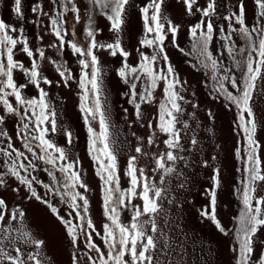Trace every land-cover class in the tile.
<instances>
[{
    "label": "snow or ice",
    "instance_id": "obj_1",
    "mask_svg": "<svg viewBox=\"0 0 264 264\" xmlns=\"http://www.w3.org/2000/svg\"><path fill=\"white\" fill-rule=\"evenodd\" d=\"M176 3L172 15V0H144L139 7L137 0H88L82 20L78 0H34L29 9L35 17L31 23L42 31L30 38L23 0H9L15 21L0 17V264H52L45 252L49 241L29 226L25 201L43 206L59 223L71 248L70 264H184L183 244L173 246L171 235L160 228L156 217L166 201L175 209V217L166 214L165 226L171 225L169 232L175 228L187 236L183 196L189 183L186 169L194 163L212 169L211 187L205 193L208 203L199 210L201 220L212 223L225 237L233 234L217 213L222 168L210 160L216 162L219 154L210 160L199 158L201 141L189 121L195 119L200 102L194 100L197 93L173 63L172 50L193 57L190 67L210 81L203 87L208 88L212 103L219 101L225 108L236 109L243 143L234 150L241 166L236 169L240 173L235 188L239 212L233 217L235 242L230 251L235 264H264V143L257 136L258 123L264 128V121H257L250 103L255 92L264 93V0H252L251 23L246 0ZM97 15L108 21L104 38L105 29L94 21ZM132 16L141 20L142 38L129 51L122 33ZM186 17H192V22L186 24ZM77 24L82 28L83 43L77 42ZM45 34L53 36L48 47L56 49L57 58L35 44L37 39L43 42ZM182 34L191 38L187 51L180 43ZM235 36L244 41L242 46ZM65 49L75 56L78 73L59 60ZM105 52L120 59L114 73L126 88L133 124L146 120L142 105L156 100L158 88L163 96L158 122L154 125L147 119L140 126L152 129L146 139L149 146L156 144L158 133L166 134L164 151H146L144 141L133 131L135 154L127 155L123 169L117 155L123 147L117 148L111 131L110 105L106 98L101 100V54ZM45 62L54 67L59 79L44 73ZM73 82L80 90L79 111L87 130L88 155L100 181L103 219L99 227L90 214V189L81 160L71 151L75 137L60 121L48 90L52 86L70 88ZM123 114L127 119V108ZM205 119H216L211 106L206 108ZM53 134L63 136L65 144L50 138ZM142 157L150 165L141 167ZM41 173H46L45 179L40 178ZM174 175L183 180L166 187V178ZM124 211L131 212L128 223L121 219Z\"/></svg>",
    "mask_w": 264,
    "mask_h": 264
},
{
    "label": "rangeland",
    "instance_id": "obj_2",
    "mask_svg": "<svg viewBox=\"0 0 264 264\" xmlns=\"http://www.w3.org/2000/svg\"><path fill=\"white\" fill-rule=\"evenodd\" d=\"M34 0H23L24 10L27 16L25 22L26 32L30 38L33 34H40L42 29H37L33 26L31 21L35 18L30 12V6ZM144 0H137L138 7ZM81 6L82 20L84 19V6L87 5L88 0H78ZM247 3V18L249 23L253 20V5L252 0H246ZM178 4L176 0H172V8L170 13L176 14ZM47 10V6H46ZM0 17H6L11 21H15V17L10 12L9 0H0ZM192 17H186L185 23H191ZM95 24L105 29L101 38H104L107 34L108 21L105 17L97 15L94 17ZM69 25L72 24L71 15L68 16ZM42 24H46V20L41 21ZM77 33V42L83 43L82 28L80 24L75 25ZM123 42L128 46V50L131 51L137 42L142 38L141 32V20L136 16H132L130 22L126 25L125 31L122 33ZM71 39V34H69ZM181 46L187 50L190 49V37L182 34L180 36ZM234 39L238 46H242V41L239 36H235ZM53 40L52 35L45 34L43 42L35 40L37 46L45 48L47 54L53 58H57L55 48L48 47V44ZM150 51V50H149ZM17 58L27 60L24 56L17 53ZM59 60L66 61L71 66L74 73H78V64L75 56H73L69 49H65L58 56ZM173 63L178 67L181 76L188 80L191 84L192 91L197 93L194 98L195 101L200 102L199 111L196 113L195 119L190 120V127L196 130V133L201 141L202 151L199 152V158H208L218 155L216 162L210 163L218 164L222 168V183L220 189L217 190V213L218 218L227 227L230 233L228 237L219 233L215 226L206 221L201 220L199 216V210L208 203L209 197L205 194L206 190L211 187L210 175L211 168H203L199 163H194L186 169L189 183L186 185V195L183 196L185 200V206L183 211L184 217V232L185 236L175 228H171L169 232V226H165V216L174 219L175 209H170L166 201L163 202V207L160 212L157 213V223L160 228H163L165 232L171 235L173 239V246L183 244L185 249L184 264H235V260L232 252L230 251L234 240V228L235 221L233 217L238 215L239 201L237 199L235 188L239 184L240 173L236 171L241 166L239 160L234 157V150L237 146L243 143L242 130L237 128V112L235 108H225L219 101L212 103L210 97H208V88L203 87L204 84L210 83L206 80L203 73L196 72L190 67V61L193 60L192 56L185 58L183 55L172 50ZM226 64L230 61H225ZM120 64L119 57H111L106 52L101 54V66L103 68V80L101 100L102 102L107 99L108 105L112 112V133L117 142V148L122 145L123 150L118 151L117 155L120 160V166L123 169L125 166V159L128 154H135L133 149L137 143L136 137L132 136V132L135 131L137 136L144 141L145 150L152 152L164 151L165 145L162 140L167 138L166 134L158 133V139L156 144L147 145L146 139L151 134L152 129L147 126L141 127L140 123H145L147 119H152L155 125L158 122L159 102L163 98L162 90L158 88L154 95L156 100L147 105H142L143 114L146 120L140 123L133 124V108L132 105L127 103V97L124 95L126 88L122 87L117 81V77L114 73V69ZM42 70L49 78L59 79L55 72L54 67L49 63L42 64ZM210 75V72H209ZM49 90L52 103L57 106V112L59 113V119L64 126L70 127L75 137L74 144L71 146V151L74 155H78L81 160V166L84 172V178L87 180L90 191L88 192L90 200V214L93 221L99 227L103 219L102 212V199L100 190L99 178L95 175L96 164L92 161L88 155V143H87V130L84 127L82 114L79 111V88L76 82L71 84L70 88L52 86ZM35 95V90L32 91ZM253 107L256 119L258 122L264 121V93L259 91L255 92L252 101H250ZM211 106L213 113L215 114V120L205 119L206 108ZM128 109L127 119L123 114V109ZM187 112H191V109H187ZM179 126V125H178ZM94 127L99 130L98 123L94 122ZM9 129H11V121H9ZM258 138L264 143V128L259 127L258 123ZM50 138L54 139L58 144L64 145L65 138L58 134H53ZM183 143L187 145V137L184 138ZM20 147L19 143L16 145ZM264 155V153H262ZM42 163V162H41ZM150 161L147 158L142 157L140 159V166L144 167L150 165ZM41 179L46 178V173L40 174ZM158 180V177H157ZM183 180L179 176H170L166 178V187H175ZM126 187L127 185L124 184ZM173 195L176 193H172ZM13 197V196H12ZM140 203V201H137ZM25 206L28 209V222L29 226L37 232L41 237L46 238L49 241V245L45 252L50 258L52 264H70V251L71 248L67 243L63 235V230L59 223L55 221L53 217L43 208L33 203L28 205L25 201ZM131 212L124 211L121 213V219L124 223L130 222ZM99 243V238H96ZM259 249L257 254H259ZM83 254L81 253V260L83 262Z\"/></svg>",
    "mask_w": 264,
    "mask_h": 264
},
{
    "label": "flooded vegetation",
    "instance_id": "obj_3",
    "mask_svg": "<svg viewBox=\"0 0 264 264\" xmlns=\"http://www.w3.org/2000/svg\"><path fill=\"white\" fill-rule=\"evenodd\" d=\"M2 194L3 193H0V195H2ZM7 198H8L9 201H11L13 199L12 194H11L10 191L7 193Z\"/></svg>",
    "mask_w": 264,
    "mask_h": 264
}]
</instances>
